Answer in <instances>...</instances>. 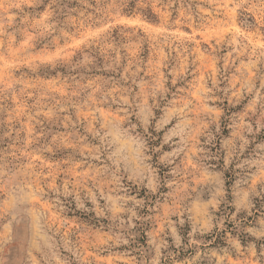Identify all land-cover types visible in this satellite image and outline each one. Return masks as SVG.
<instances>
[{
  "label": "rangeland",
  "instance_id": "374dc122",
  "mask_svg": "<svg viewBox=\"0 0 264 264\" xmlns=\"http://www.w3.org/2000/svg\"><path fill=\"white\" fill-rule=\"evenodd\" d=\"M0 264H264V0H0Z\"/></svg>",
  "mask_w": 264,
  "mask_h": 264
}]
</instances>
